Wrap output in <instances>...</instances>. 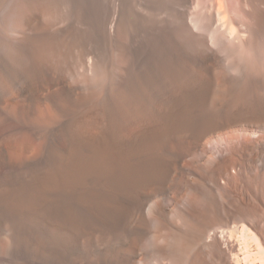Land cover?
I'll use <instances>...</instances> for the list:
<instances>
[{
  "label": "bare ground",
  "instance_id": "6f19581e",
  "mask_svg": "<svg viewBox=\"0 0 264 264\" xmlns=\"http://www.w3.org/2000/svg\"><path fill=\"white\" fill-rule=\"evenodd\" d=\"M84 1L0 0V264H264V0Z\"/></svg>",
  "mask_w": 264,
  "mask_h": 264
},
{
  "label": "rangeland",
  "instance_id": "374dc122",
  "mask_svg": "<svg viewBox=\"0 0 264 264\" xmlns=\"http://www.w3.org/2000/svg\"><path fill=\"white\" fill-rule=\"evenodd\" d=\"M41 7H43L49 14V22L51 21L60 27L72 23L74 20H77L79 16L85 10V1L84 0H31ZM126 6L124 14L122 15V20L120 24L118 38L115 39L116 46V56L119 60L124 59L125 57V39L128 26L135 22L136 15L140 14L145 5V2L149 4L144 6L146 15H158L164 9H162L160 0H125ZM167 3L170 1L167 0ZM141 6V7H140ZM147 11V12H146ZM151 11V12H150ZM156 11V13H155ZM158 11V12H157ZM155 13V14H154ZM119 39V41H118ZM117 40V41H116ZM117 42V43H116ZM2 132L0 131V134Z\"/></svg>",
  "mask_w": 264,
  "mask_h": 264
}]
</instances>
